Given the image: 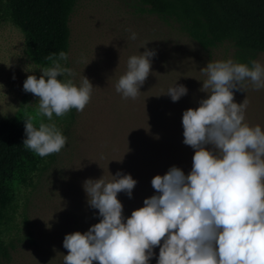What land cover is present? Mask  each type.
I'll return each mask as SVG.
<instances>
[{
    "label": "rangeland",
    "instance_id": "374dc122",
    "mask_svg": "<svg viewBox=\"0 0 264 264\" xmlns=\"http://www.w3.org/2000/svg\"><path fill=\"white\" fill-rule=\"evenodd\" d=\"M70 28L69 68L74 72L70 78L79 85L86 76L93 84L92 96L82 112L75 110L72 117L54 114L49 121L36 116L38 97L23 89L27 76L39 78L43 65L26 55L23 33L11 22L0 21V119L27 113L55 123L68 138L55 160L18 191L10 230L16 247L0 264H64L65 236L86 232L102 219L88 204L84 189L88 179L103 176L109 182L120 172L137 180L131 198L118 193L126 219L156 194L154 176L166 174L174 165L188 174L195 149L183 143V113L199 107L208 96L201 91L207 79L202 69L208 62H236L232 42L204 49L174 19L141 12L137 0H78ZM133 32L135 40L130 39ZM146 50L155 51L152 70L140 95L125 99L116 84L127 71L128 59ZM255 60L264 65V52ZM244 83L247 91H235V102L246 99L245 122L264 130V88ZM175 84L186 86L188 92L174 102L165 92ZM158 256L156 247L150 264H157Z\"/></svg>",
    "mask_w": 264,
    "mask_h": 264
},
{
    "label": "clouds",
    "instance_id": "9594fccd",
    "mask_svg": "<svg viewBox=\"0 0 264 264\" xmlns=\"http://www.w3.org/2000/svg\"><path fill=\"white\" fill-rule=\"evenodd\" d=\"M154 55L146 50L128 59L116 84L123 98L140 95ZM45 60L51 66L41 67L39 78L28 75L23 84L25 92L38 97L36 116L51 121L54 114L82 112L91 100V81L84 76L77 85L70 78L73 70L60 63L68 60L64 51ZM250 63L218 60L202 69L207 79L201 91L208 96L182 117L183 143L195 149L191 171L185 174L174 165L154 176L156 194L129 217L118 193L131 198L137 184L131 174L84 182L88 204L102 219L86 232L65 236L64 264H150L156 247L157 264H264V130L245 122L246 99H234L235 91H247L246 80L256 90L264 88V65ZM187 92L175 84L165 93L175 102ZM23 115L27 149L46 157L65 147L68 138L55 123L41 120L37 127L36 116Z\"/></svg>",
    "mask_w": 264,
    "mask_h": 264
},
{
    "label": "trees",
    "instance_id": "16d2710c",
    "mask_svg": "<svg viewBox=\"0 0 264 264\" xmlns=\"http://www.w3.org/2000/svg\"><path fill=\"white\" fill-rule=\"evenodd\" d=\"M139 10L174 19L202 48L230 41L236 62L247 63L264 52V0H137ZM78 0H0V21L11 22L24 35L25 53L34 62L51 66L45 57L68 54L70 21ZM75 109L67 115L74 116ZM40 120L34 121L38 127ZM25 120L20 115L0 119V260L10 259L16 244L10 237L18 209V191L56 157H40L23 145ZM26 227L30 221L23 213ZM33 241L31 232L28 231Z\"/></svg>",
    "mask_w": 264,
    "mask_h": 264
}]
</instances>
